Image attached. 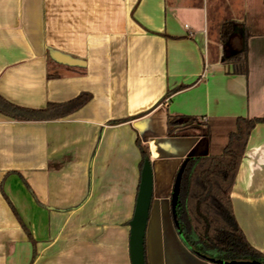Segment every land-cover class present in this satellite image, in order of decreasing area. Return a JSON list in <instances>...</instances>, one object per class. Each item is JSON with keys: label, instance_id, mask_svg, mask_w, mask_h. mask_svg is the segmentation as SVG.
<instances>
[{"label": "crops", "instance_id": "crops-1", "mask_svg": "<svg viewBox=\"0 0 264 264\" xmlns=\"http://www.w3.org/2000/svg\"><path fill=\"white\" fill-rule=\"evenodd\" d=\"M247 17L264 26V0H0V97L40 110L91 95L58 119L0 114V264H130L137 141L153 176L147 264H217L184 248L170 209L179 167L208 149L166 123L264 117V30L246 31L247 75L220 61L219 25ZM230 200L264 255V123Z\"/></svg>", "mask_w": 264, "mask_h": 264}, {"label": "trees", "instance_id": "trees-1", "mask_svg": "<svg viewBox=\"0 0 264 264\" xmlns=\"http://www.w3.org/2000/svg\"><path fill=\"white\" fill-rule=\"evenodd\" d=\"M217 42L222 48L221 63L230 66L232 74L247 75L245 24L225 19L218 27ZM90 99V94L80 93L70 101L48 103L43 109L33 110L18 107L0 97V114L15 121L53 120L75 112ZM261 123H264V117L204 119L173 116L167 119V138H199L208 149L206 155H191L187 159L180 179L175 218H172L180 242L197 258L264 264V255L247 242L239 228L230 200L248 138ZM136 145L141 154V167L147 156L139 141Z\"/></svg>", "mask_w": 264, "mask_h": 264}, {"label": "water", "instance_id": "water-1", "mask_svg": "<svg viewBox=\"0 0 264 264\" xmlns=\"http://www.w3.org/2000/svg\"><path fill=\"white\" fill-rule=\"evenodd\" d=\"M187 159L179 167L171 192L170 209L174 220L175 206L179 193L180 179ZM152 168L149 159L143 161L140 171V181L135 200L134 211L129 221L128 256L130 264H146L145 238L152 199ZM176 226V224H175ZM213 262V261H211ZM215 262V261H214ZM217 264H260L257 262H229L216 261Z\"/></svg>", "mask_w": 264, "mask_h": 264}, {"label": "rangeland", "instance_id": "rangeland-1", "mask_svg": "<svg viewBox=\"0 0 264 264\" xmlns=\"http://www.w3.org/2000/svg\"><path fill=\"white\" fill-rule=\"evenodd\" d=\"M246 20H247V23H246L245 29L248 33H252L253 31H256V30L257 31L264 30V26L261 23H253V20H255V19H253L252 17H250V18L247 17ZM96 259H98V261H96ZM100 259L101 258H95L93 261L94 264L101 263Z\"/></svg>", "mask_w": 264, "mask_h": 264}]
</instances>
